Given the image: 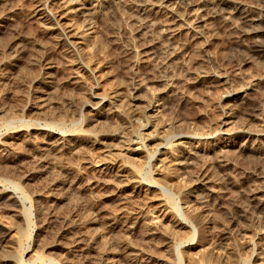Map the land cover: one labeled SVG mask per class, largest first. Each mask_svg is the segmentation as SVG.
<instances>
[{
  "label": "rangeland",
  "instance_id": "1",
  "mask_svg": "<svg viewBox=\"0 0 264 264\" xmlns=\"http://www.w3.org/2000/svg\"><path fill=\"white\" fill-rule=\"evenodd\" d=\"M89 1L88 14L78 18L74 13L63 14L62 8L59 9L61 0H0V134H4L0 135V142L4 143L3 146L0 143V188L11 190L21 202L16 199L17 204L11 205L12 202L0 200L3 231L2 235L0 233V254H7L1 264H100L101 258L90 263L88 259H93L95 253L101 254L100 249L109 247L112 252L106 259H115L116 264L126 261L147 264L144 258L151 251L152 255L161 257L158 261L161 264H264V218H261L260 209L253 207L256 202L251 198V191L257 186L264 190V135H260L264 131V59L262 62L260 58H251L241 67L236 62L237 41H249L244 35L249 26L242 23L237 14L226 13V19L205 16L208 19L201 26L204 37L195 39L191 30L182 29L177 39L183 49L172 57L167 68L158 69L152 59L154 55L150 53L152 50L141 45L159 38V29H154L152 35V27H141L140 24L145 18L164 17L163 12L152 7L148 13H143L139 9L143 0ZM173 1L178 4V0ZM209 1L214 6L218 2ZM231 2L232 5L241 3L255 14L264 12V0ZM40 3L45 7L41 5L42 10L35 12ZM195 20L194 15H186L180 23L186 27L195 24ZM70 28L78 33V38L67 37L64 29ZM75 40L79 43L73 42ZM203 44L204 48L201 47ZM158 46L156 44V48ZM156 48L153 50L159 49ZM49 61L55 68H47ZM203 70L214 75L203 76L200 73ZM135 85L138 89H134ZM241 85H249L246 90L248 101L258 105L254 116L244 112L246 105L240 100L228 102L224 97ZM45 100L50 102L45 104ZM150 102L158 109L146 108ZM39 103H42L41 107ZM228 109L234 113L225 124ZM46 116H52L55 122L45 121ZM146 120L149 125L144 127ZM33 122L45 128L44 132L55 131V137L62 136L67 144H75L72 151H67L69 154H60L62 160L59 155V160L58 156L56 158L65 161L63 163L71 161L82 181L92 176L93 170L87 161L99 157L118 158L117 153L129 157L124 158V163L130 167L126 173L129 178L139 180L135 183L141 188L125 190L123 193L127 192L130 198L124 205L127 216L139 217L134 229L136 233L133 231L124 236L123 231L115 230L110 244L99 238L100 229L95 225L89 234L90 238L97 239V244L91 241L84 245L82 255L70 251V245L64 242H71L74 234H55L60 223L51 222L46 213L49 192L42 187L45 183L37 177L34 162L35 157L41 155L38 146L43 132L32 130ZM99 126L113 133L102 140L108 144L93 142L100 133ZM239 128L252 132L251 137L244 140L237 134L229 137L222 134ZM126 137L135 139L134 146L140 150L134 154L123 151ZM82 140L83 144L77 145ZM240 145L247 146L242 150ZM203 177L210 179L209 189L196 184ZM97 192L86 197L87 200L100 198V191ZM77 197L75 195L72 203L68 201L57 210L58 214L73 213V199L85 203L83 199L86 198ZM112 198H102L99 207L103 206L109 212L117 211L119 206H114ZM202 199L208 203L201 204ZM219 203L227 204L233 215H237H234L237 217L235 223L227 222L216 210ZM14 209L17 213L13 216ZM95 211L90 207L84 213L93 216ZM39 214L47 215L44 219ZM14 218L18 220L16 223ZM19 221L21 224H17ZM65 252H68L67 257ZM69 252L74 255V260ZM61 253L66 259L62 260Z\"/></svg>",
  "mask_w": 264,
  "mask_h": 264
},
{
  "label": "bare ground",
  "instance_id": "2",
  "mask_svg": "<svg viewBox=\"0 0 264 264\" xmlns=\"http://www.w3.org/2000/svg\"><path fill=\"white\" fill-rule=\"evenodd\" d=\"M59 1V0H58ZM230 1L231 0H218V2L216 3V5L214 6L213 3L209 0H178V4H175L176 2L173 1V0H143V2L141 4H139V9L143 12V13H148L149 10H151V8L153 7L154 8H158V10H160V12L164 13V17L161 19V17L157 18V16L159 15H156V17H151V18H145L140 26H144V27H152L151 31H152V35H153V30L154 29H159V38H152L151 40L149 41H145L144 43H142V47L143 48H148L147 50H152L150 53H153L152 55H154L152 57V59L155 61V65L158 69H161V68H167L168 67V63L170 62V60L172 59V57L174 55H176L178 53V50H181V46L183 44H180L178 42V39L177 37L180 36L181 34V30L182 29H189L192 31L193 35L195 36V39H200L201 37H204V30L201 29L203 27H201L204 23H205V16H209V17H214V18H221V19H226L227 17L225 16L226 13L229 14V13H232V14H237L241 20L242 23L244 24H247L249 26V28L245 29L244 30V35H247L248 38H249V41L247 42H240V40L237 41V44H236V47H237V59H236V62H237V65L238 66H243L245 63H248L249 60L251 58H254V57H257V58H260L261 59H264V12L262 14H255L249 10H247L246 8L243 7V5L241 3H235L232 5V2L230 4ZM174 2V3H173ZM39 3V2H38ZM56 3V2H55ZM89 3L90 1L89 0H61V3H60V6H59V9L62 8V12L63 14L64 13H74L76 16H83V15H86L88 14L87 10L89 9ZM36 5V4H35ZM41 5H43V3L41 4H37L36 7H35V12H39L40 10H42L41 8ZM45 7V5H43ZM198 6V7H197ZM196 7V9H194ZM5 8V7H4ZM115 8V7H114ZM165 9L167 10L168 12H165L162 11V9ZM2 9V8H1ZM10 9V8H9ZM46 9V8H44ZM231 9V10H230ZM52 11V10H51ZM89 11V10H88ZM3 12V11H2ZM6 12V11H5ZM47 12V10L45 11ZM154 12V10H153ZM41 13V12H40ZM54 13V12H53ZM160 13V14H161ZM48 14V13H47ZM62 14V15H63ZM12 15V14H11ZM46 15V14H45ZM186 15H194L196 17V20H195V24H192V25H188L186 27H183V25L180 23V21L183 20V18L186 16ZM55 16V15H54ZM90 16V15H89ZM54 19V18H53ZM55 19H57L55 17ZM59 19V18H58ZM57 19V20H58ZM153 19L155 21H153ZM208 19V18H207ZM206 19V21H207ZM211 19V18H210ZM207 24V23H206ZM50 25V24H49ZM210 25V24H209ZM65 31H67V37H70V38H78V33H76L74 30H71L70 29H64ZM74 31V32H73ZM63 33V32H62ZM191 33V34H192ZM10 34V33H9ZM4 38V37H3ZM11 38V37H10ZM8 39V38H7ZM11 40V39H10ZM71 40V39H70ZM9 42V41H8ZM73 42H77L79 43L78 41H73ZM16 43V42H14ZM17 44V43H16ZM15 44V45H16ZM156 44H159V46L157 48H159L158 50H153V48L155 47L156 48ZM6 45V44H5ZM18 45V44H17ZM5 47V46H4ZM79 47V46H78ZM202 48L205 47V45L203 44L201 46ZM230 47V46H229ZM235 47V46H234ZM20 48V47H19ZM156 48V49H157ZM183 49V48H182ZM131 50V48H130ZM228 50V49H227ZM34 51V50H33ZM146 51V50H145ZM144 51V52H145ZM143 52V53H144ZM147 52V51H146ZM165 54L163 57H162V54ZM231 53V52H230ZM32 55V54H31ZM39 57V56H37ZM147 57V56H146ZM151 57V55H150ZM255 58V59H257ZM151 59V58H149ZM151 59V60H152ZM146 60V59H145ZM148 60V59H147ZM152 60V61H153ZM35 61V60H34ZM254 61V59H253ZM256 61V60H255ZM263 62V60H261ZM154 63V62H153ZM17 65V64H16ZM47 68L48 69H51V68H55V64L53 62H47ZM198 69V68H197ZM209 69V68H208ZM32 70V69H31ZM48 72V71H47ZM50 73V72H49ZM200 73L203 75V76H213L210 74V72H208V70H203V71H200ZM199 73V74H200ZM201 75V76H202ZM44 76V75H43ZM223 77V76H222ZM226 77V76H224ZM215 78V77H214ZM228 79V78H227ZM50 83V82H49ZM139 83V82H138ZM137 83V84H138ZM248 84V83H247ZM244 85V84H243ZM137 86V87H136ZM249 88V85L247 86H242L241 87H237L231 91H228L224 97L229 101L231 100H236L235 102H237V100H240V102H243L242 104H245V109H244V112L247 113L248 115L250 116H254L258 111L257 110V107L258 105L256 104V102L254 104H252L251 102L248 101V94L249 92L246 91L247 89ZM134 89H138V85H135ZM256 90V89H255ZM242 91L244 93H242ZM111 94V93H110ZM113 94V93H112ZM261 95V94H260ZM50 96V95H49ZM258 96V95H257ZM112 97V96H111ZM251 97V96H250ZM255 97V96H254ZM50 98V97H49ZM49 98H47L49 100ZM110 99V97H108ZM257 100V98H255ZM47 100V101H48ZM51 100V99H50ZM100 99L98 98V101ZM255 100V101H256ZM45 100V104L47 102ZM52 101V100H51ZM81 101V100H80ZM252 101V100H251ZM50 102V101H48ZM227 102V103H228ZM239 102V101H238ZM263 102V101H262ZM37 103V102H36ZM43 103V102H42ZM41 103V104H42ZM72 103V102H71ZM98 103V102H96ZM104 103V102H103ZM231 103V102H230ZM229 103V104H230ZM41 104L39 103L40 107H41ZM44 104V105H45ZM162 104V103H161ZM259 104V103H258ZM44 105H42L44 107ZM51 105V104H50ZM49 105V106H50ZM101 105V104H100ZM99 106V105H98ZM115 106V105H114ZM146 106V105H145ZM164 106V105H163ZM229 106V105H228ZM232 106V105H231ZM18 107V106H17ZM42 107V108H43ZM46 107V106H45ZM148 109L150 110H157L158 108H156V105L154 103H149L147 104V107ZM244 108V107H243ZM259 108H260V105H259ZM258 108V109H259ZM50 109V108H49ZM78 109V108H77ZM39 110V108L37 109ZM54 110V109H53ZM33 111V110H32ZM31 111V112H32ZM46 111V110H45ZM44 111V112H45ZM52 111V110H51ZM232 110L228 109L225 111V114H226V118H224V121L223 123H227L230 116L233 115ZM10 111H8L9 113ZM49 112V111H48ZM55 112V111H54ZM19 112H17L18 114ZM28 113V112H27ZM43 113V112H42ZM50 113V112H49ZM95 113V112H94ZM97 113V112H96ZM20 114V113H19ZM48 114V113H46ZM52 114V113H51ZM8 115V114H7ZM13 115V114H12ZM11 115V116H12ZM30 115V114H29ZM32 115V114H31ZM53 115V114H52ZM149 114H147L148 116ZM152 115V114H151ZM9 116H10V113H9ZM45 116V115H44ZM60 117V116H59ZM44 118V117H43ZM45 121L47 122H55V119L51 117H45L44 118ZM64 119V118H63ZM141 119V118H140ZM117 120V119H116ZM140 121V120H139ZM34 123V122H33ZM116 123V122H115ZM143 123V122H141ZM151 123V122H150ZM24 124V123H23ZM35 126H31V129L32 130H35V132L37 133V131H40V132H43L42 133V137L43 138H40V141L41 143L39 144L38 146V150L40 151V154L41 155H38V157L36 156L35 158V164H36V169H35V172L37 174V177H39L40 179H42V181L44 180V183L42 185V187L44 188L45 191H48V195H47V201H48V211L46 210V213L48 212V218H50V221L51 222H55V224L57 223H60V227H58L59 229L57 231H55L54 233L56 234L57 232V235H65V234H74V235H71L73 237H71V242L69 241H65V242H69V244L65 243V245H70V251H73V254L74 252H76L77 254H84L85 253V247L84 245H86L87 243H94V244H97L95 243L97 241V239H94V236H93V239L90 238V234L91 232L90 229H92L94 227L95 229V225L97 226L96 228H99L100 232V236L99 238L100 239H105L108 240L109 242L112 235L114 234L113 232L115 230H120V233L121 231H123L122 235H127L129 233H133L134 229H135V226L137 225V222L139 221V217L138 216H134V215H128L127 216V213L125 214V210H126V205H124L128 198H130V195L126 192L123 193L125 190L129 189V187H136L138 185H136L135 181L133 178H129L130 176H128L126 173V169H128V165L124 162H126V158L127 156L123 157L124 154L122 153H117L118 154V158H110V159H105L103 157H99L98 159H94V160H90V161H87V163L89 164L88 166L93 170L92 172L89 171L92 173H90V175H92L89 179L87 178V181H82L80 176L81 175H78L76 170H75V167L73 166V164L70 162H66V163H63L65 161H57V156L59 155L61 157V153L63 156H65V154H69L68 152L69 151H72V146L75 144H73V142H68L67 144V141L61 137H55V131H48V132H44L43 130H45V128L43 127H40L39 124H36L34 123ZM33 125V124H32ZM50 125V124H49ZM149 125V120H146V123H143V126L144 127H147ZM121 126V125H120ZM107 127V126H106ZM103 128H104V125H103ZM102 128V126L100 127L99 126V129L98 132L100 133H97L98 137H93V138H96L93 140V142H100V144L102 143V140L104 141L105 138L107 136H111L113 133L112 132H106L104 129ZM246 128V127H245ZM130 129V128H129ZM25 130V129H24ZM29 130V129H28ZM27 130V131H28ZM92 130V128H91ZM96 130V128L94 129ZM128 130V129H127ZM31 131V130H30ZM152 132V131H151ZM165 132V131H164ZM167 132V131H166ZM223 132V131H222ZM126 133V132H124ZM170 133V132H169ZM251 133L249 130L247 129H244V128H239V129H233L232 131H227V132H224L222 134H227L226 137H229L230 135H233V134H237L243 138H245L244 140L246 139H249L251 137ZM2 134V133H1ZM0 134V135H1ZM60 134V133H59ZM80 134V133H79ZM153 134V132H152ZM4 136V134H2ZM10 135V134H9ZM34 135V134H33ZM32 135V136H33ZM36 135V134H35ZM34 135V136H35ZM65 135V134H63ZM70 135V134H69ZM78 135V134H77ZM83 135V134H81ZM86 135V134H85ZM88 135V134H87ZM90 135V134H89ZM148 134H146L147 136ZM260 135H264V131L262 132V134ZM67 136V135H66ZM130 136V135H129ZM157 136V135H156ZM91 137V136H90ZM89 137V138H90ZM152 137V135H151ZM150 135H149V138H151ZM27 138V137H25ZM39 138V137H38ZM81 138V137H80ZM88 139V137H86ZM127 138V137H126ZM146 138V137H144ZM181 138V137H180ZM231 138V137H230ZM37 139V138H36ZM67 139V137H66ZM71 139V138H70ZM77 139V138H76ZM81 139H85V137H82ZM229 140V138H227ZM35 140V139H34ZM75 140V139H74ZM83 140L82 142H79L77 143V145H80V144H83ZM243 140V139H242ZM2 141V139H1ZM14 141V140H13ZM12 141V142H13ZM30 141V140H29ZM91 141V140H90ZM107 141V140H106ZM159 141V140H158ZM157 141V142H158ZM8 142V141H7ZM37 142V141H36ZM126 145L125 147L123 148V151H126L128 153H136L139 149V147H135L134 143H136L137 141L131 137H128L126 141ZM1 143V142H0ZM9 143V142H8ZM163 143V142H162ZM185 143V142H184ZM246 143V142H245ZM2 144V143H1ZM4 144V143H3ZM2 144V146H3ZM102 144H108V143H102ZM264 144V143H263ZM7 145V144H6ZM35 145V144H34ZM239 145V144H238ZM10 146V145H9ZM27 146V145H26ZM163 147V145H160ZM242 146V150L245 149V147L247 146H243V145H240ZM7 147V146H6ZM11 147V146H10ZM23 147V146H22ZM35 147V146H34ZM107 147V145H106ZM161 147V148H162ZM19 148V146H18ZM33 148V147H32ZM235 148V147H234ZM37 149V148H36ZM236 149V148H235ZM32 151V150H31ZM68 151V152H67ZM74 151V150H73ZM108 151V149H107ZM30 152V151H29ZM28 152V153H29ZM241 152V151H240ZM125 153V152H124ZM234 153V152H233ZM245 154V153H244ZM32 155V154H31ZM237 155V154H236ZM253 155V154H251ZM255 155V153H254ZM58 156V160H59V157ZM71 156V155H70ZM104 156V155H103ZM106 156V155H105ZM117 156V155H116ZM132 156V155H130ZM224 156V155H223ZM239 156V155H238ZM5 157V156H4ZM69 157V156H68ZM108 157V156H107ZM56 158V159H55ZM72 158V157H71ZM125 158V159H124ZM217 158V156H216ZM219 158V157H218ZM62 160V157L60 158ZM68 159V158H66ZM127 159H129V157H127ZM25 160V159H24ZM69 161V159H68ZM23 162V161H21ZM29 162V161H28ZM33 162V164H34ZM258 162V161H257ZM20 163V162H19ZM261 163V162H260ZM264 163V162H263ZM34 164V165H35ZM256 164V163H255ZM26 165V164H25ZM29 165V164H28ZM258 165V163H257ZM264 165V164H262ZM33 167V165H32ZM35 167V166H34ZM255 167V166H254ZM19 168V167H18ZM130 168V167H129ZM264 168V167H263ZM20 169V168H19ZM31 169V168H30ZM33 169V168H32ZM77 169V168H76ZM27 170V169H26ZM34 170V169H33ZM32 170V171H33ZM264 170V169H263ZM17 171V170H16ZM130 171V170H129ZM128 171V172H129ZM260 171V170H259ZM8 172V171H7ZM22 172V171H21ZM29 173V172H28ZM26 172V174H28ZM4 173H2L3 175ZM25 174V173H24ZM30 174V173H29ZM28 174V175H29ZM33 174H35L33 172ZM8 175V174H6ZM28 177V176H27ZM133 177V176H131ZM29 178V177H28ZM34 178V177H33ZM210 179H208L207 177H203L199 180V182H197L196 184H202L203 186H208L210 188ZM33 181V180H32ZM40 181V180H39ZM38 181V182H39ZM139 181V180H137ZM136 181V182H137ZM139 183V182H138ZM143 183V182H142ZM33 184V183H32ZM40 184V182H39ZM195 184V185H196ZM249 184V183H248ZM150 185V184H148ZM38 186V185H37ZM39 187V186H38ZM139 187V186H138ZM207 187V188H208ZM249 187V186H248ZM259 187V186H257ZM257 187H256V190H257ZM262 187V186H261ZM141 188V187H139ZM138 188V189H139ZM208 188V189H209ZM11 189V188H9ZM39 189V188H38ZM251 189V188H250ZM254 189V188H253ZM252 189V190H253ZM37 190V189H36ZM42 190V188H41ZM212 190V192H216V190L214 189H210ZM255 190V189H254ZM251 191V198L256 202V205L254 206L253 205V202H252V205L253 207H256V208H259L262 215H261V218H264V190L262 188H258L257 191ZM33 191V190H32ZM99 194H98V192ZM39 192V191H38ZM41 192V191H40ZM44 192V191H43ZM94 192H97V194L100 196V198H98L97 200H87L86 197L88 196H91L92 193ZM104 192V193H102ZM259 192H261L262 196L259 194ZM37 194V192H36ZM45 194V193H44ZM259 194V195H258ZM76 195L78 196H81L83 198H86V199H83L86 200L85 203H80L81 201H75V199H73V213H66L65 214L60 213L61 214H58V211L57 210H60L61 207H63V205H66V203L68 201H71V199ZM105 195V196H103ZM46 197V196H45ZM80 197V198H81ZM96 197V196H95ZM94 197V198H95ZM104 197H109V198H112L113 202H114V206H119V209H117V211L115 209V211L112 212H109L110 210H107V208H103L102 207H99L100 204L103 202V199ZM4 199L8 202H12L11 205L15 204L17 202V198L15 196V194L11 191V190H4L2 187L0 188V200ZM79 197H77L78 199ZM89 198V197H88ZM17 199V200H16ZM34 199V198H33ZM108 199V198H107ZM251 199V201H252ZM2 200V201H4ZM206 200V199H205ZM205 200H201L200 203L203 204V203H208L206 202ZM234 201V200H233ZM231 201V202H233ZM19 202V200H18ZM45 202V201H44ZM111 202V201H110ZM230 202V201H229ZM230 202V203H231ZM21 203V202H19ZM108 203V202H107ZM10 204V203H9ZM17 204V203H16ZM8 205V204H7ZM6 205V207H7ZM20 205V204H18ZM17 205V206H18ZM22 205V204H21ZM20 205V206H21ZM25 205V204H23ZM159 205V204H158ZM205 205V204H204ZM203 205V206H204ZM229 205V204H228ZM2 206V205H1ZM9 206V205H8ZM16 206V205H15ZM39 206V205H38ZM47 206V205H46ZM107 206V205H106ZM110 206V205H109ZM113 206V205H112ZM188 206V205H187ZM210 206V205H209ZM208 206V207H209ZM230 206V205H229ZM19 207V206H18ZM44 207V206H43ZM72 207V206H71ZM95 208V213H93L94 215L93 216H87L85 215V211L86 209L88 210L89 208ZM201 207V206H200ZM206 207V205H205ZM203 207V208H205ZM10 208V207H9ZM15 208V207H14ZM20 208V207H19ZM188 208V207H187ZM193 208V207H192ZM210 208V207H209ZM231 208V207H230ZM234 208V207H233ZM3 209V208H2ZM15 209L18 210V208L16 207ZM14 209V212L12 211V213L10 212V214H12L14 216V213H17ZM69 209V208H68ZM190 209V208H189ZM207 209V208H206ZM6 210V209H4ZM45 210V209H44ZM194 210V209H192ZM204 210V209H203ZM216 210L220 211V213L224 216L225 220L229 223L231 222H234L237 221V215L234 216L233 213L227 208V204H224V203H219L216 205ZM10 211V210H9ZM43 211V210H42ZM41 211V212H42ZM66 211V210H65ZM108 211V212H107ZM188 211V210H187ZM260 211L258 212V214L260 213ZM20 212V210L18 211ZM44 212V211H43ZM108 213H111V215H107L106 214ZM244 212V211H243ZM40 213V212H39ZM92 213V212H91ZM136 213V212H135ZM200 213V212H199ZM10 214H9V217H10ZM42 214V213H41ZM39 214V215H41ZM45 214V213H44ZM138 214V213H137ZM219 214V213H218ZM7 215V214H6ZM25 215V214H24ZM38 215V214H37ZM47 215V214H46ZM46 215H41V218H46L45 216ZM211 215V214H210ZM220 215V214H219ZM221 215V217H222ZM13 216H11L13 218ZM19 216V214H18ZM208 217V216H207ZM258 217H260V214L258 215ZM19 218V217H18ZM17 218V219H18ZM39 219V220H42V219ZM222 218V219H224ZM252 218V217H251ZM43 219V220H44ZM259 219V218H258ZM13 221H15L16 219H12ZM22 220V218L20 219ZM2 221V220H1ZM18 220H16L14 223H16ZM152 221V220H151ZM222 221V220H221ZM264 221V220H263ZM24 222V220H23ZM22 222V223H23ZM40 222H44V221H40ZM49 222V221H48ZM240 222V221H239ZM242 222V221H241ZM156 223V221H155ZM237 223V222H236ZM17 224H21L20 221L19 223ZM39 224V223H38ZM42 223H40L41 225ZM49 224V223H47ZM145 224V223H144ZM238 224V223H237ZM51 225V224H50ZM53 225V224H52ZM4 225H2L3 227ZM42 226H44V224H42ZM56 226V225H55ZM99 226V227H98ZM234 226V225H233ZM5 227V226H4ZM20 227V226H19ZM45 227V226H44ZM43 228V227H42ZM48 228V227H47ZM3 229V228H2ZM6 229V227L4 228ZM3 229V230H4ZM8 229V228H7ZM6 229V230H7ZM93 229V230H94ZM4 230V232L6 231ZM45 230L47 231V229L45 228ZM51 230V229H50ZM48 230V231H50ZM152 230V229H151ZM1 223H0V233H1ZM10 231V230H9ZM46 231L44 233H46ZM98 231V230H97ZM137 231V230H136ZM3 232V231H2ZM8 232V231H6ZM5 232V233H6ZM41 232V231H40ZM119 232V231H118ZM135 232V231H134ZM138 232V231H137ZM38 233V232H37ZM36 233V234H37ZM43 233V234H44ZM90 233V234H89ZM97 233V232H96ZM116 233V232H115ZM127 233V234H126ZM136 233V232H135ZM146 233V232H145ZM3 233H1L2 235ZM42 234V235H43ZM98 234V233H97ZM98 234V235H99ZM118 234V233H117ZM130 234V235H131ZM139 234V233H138ZM38 235V234H37ZM42 235L40 234V238L42 237ZM94 235V234H93ZM121 235V236H122ZM124 235V236H125ZM142 235V234H141ZM10 236V235H9ZM44 236V235H43ZM46 236V234H45ZM66 236V235H65ZM64 236V237H65ZM70 236V234L68 235ZM92 236V235H91ZM115 236V235H114ZM118 236V235H117ZM120 236V235H119ZM128 236V235H127ZM63 237V236H62ZM131 237V236H130ZM139 237V236H137ZM43 238V237H42ZM59 238V237H58ZM127 238V237H126ZM125 238V239H126ZM39 239V238H38ZM61 239V237L59 238V240ZM67 239V238H66ZM120 239V238H119ZM122 239V238H121ZM142 239V237H141ZM149 239V238H148ZM148 239H145V240H148ZM151 239V238H150ZM42 240V239H41ZM58 240V239H57ZM137 242H138V239H136ZM92 241V242H91ZM100 241V240H99ZM113 241V240H112ZM123 241V240H122ZM131 241V240H130ZM41 242V241H40ZM51 242V241H50ZM56 242V241H55ZM98 242V241H97ZM124 242V241H123ZM136 242V241H135ZM143 242V241H142ZM46 243V242H45ZM61 243V241H60ZM108 243V242H106ZM200 243V242H199ZM6 244V243H5ZM42 244V243H41ZM44 244V242H43ZM42 244V245H43ZM59 244V242H58ZM112 244V242L110 243ZM121 244V243H120ZM128 246H129V243H127ZM133 244V243H132ZM136 244V243H135ZM138 244V243H137ZM142 244V243H141ZM148 244V243H147ZM4 245V244H3ZM89 245V244H87ZM108 245V244H106ZM114 245V244H113ZM140 245V244H138ZM152 245V244H151ZM190 245V244H189ZM101 246V245H100ZM142 246V245H140ZM48 247V246H47ZM52 247V246H50ZM62 247V245L60 246V248ZM88 247V246H87ZM91 246H89L90 248ZM94 247V246H93ZM92 247V248H93ZM96 247V245H95ZM99 247V246H98ZM97 247V248H98ZM125 247V246H124ZM123 247V248H124ZM134 247V246H133ZM138 247V246H136ZM151 247V246H150ZM1 248V247H0ZM8 248V247H6ZM91 248V249H92ZM96 248V249H97ZM100 248V247H99ZM126 248V247H125ZM131 248V247H130ZM143 248V247H142ZM141 248V249H142ZM149 248V247H148ZM2 249V248H1ZM45 249V248H44ZM69 249V248H68ZM114 249V248H113ZM129 249V247H128ZM133 249V248H132ZM136 249V248H135ZM140 249V251H141ZM50 250V249H49ZM99 250V249H98ZM144 250V249H143ZM153 250V249H152ZM1 251V250H0ZM3 251H6V249L4 250L3 248ZM10 251V249H9ZM51 251V250H50ZM56 251V250H55ZM60 251V250H59ZM90 251V250H88ZM115 251V250H114ZM132 251V250H131ZM146 251V250H145ZM11 252V251H10ZM62 252V251H61ZM96 252V251H95ZM94 252V253H95ZM98 252V251H97ZM112 250L111 248H106L105 250L101 251L100 249V253L99 255H94L93 259L92 258H89L88 259V262L90 263V261H94L96 260L97 258H101V260L99 261H102V263L100 264H116V262H113L112 260H108L106 259V255L111 253ZM130 252V251H128ZM134 252V251H133ZM136 253H138L139 251H136ZM143 252V251H141ZM148 252V251H146ZM152 252V251H151ZM150 252V253H151ZM5 253V252H4ZM64 253V251H63ZM68 253V252H67ZM65 252V256L67 254ZM71 255L72 252H69ZM90 253V252H89ZM147 253L148 255L146 256L145 261L147 260V262L149 264H157L159 263L158 261H160L161 257L159 255H152L153 253ZM72 254V255H73ZM87 254V253H86ZM85 254V255H86ZM91 254V253H90ZM89 254V256H90ZM98 254V253H97ZM143 254V253H142ZM157 254V252H156ZM160 254V253H159ZM162 254V253H161ZM5 255V254H4ZM7 255V254H6ZM5 255V256H6ZM31 255V254H30ZM68 255V254H67ZM71 255V257H72ZM93 255V254H92ZM123 255V254H122ZM131 255V254H130ZM134 255V253H133ZM5 256H2L0 254V264L5 260ZM74 256V255H73ZM79 256V255H78ZM128 256V255H127ZM145 256V255H144ZM230 256V255H229ZM61 257H62V253H61ZM67 257V256H66ZM133 257V256H132ZM160 257V258H158ZM209 258V256H207ZM63 258V257H62ZM65 258V257H64ZM64 258L62 260H64ZM70 258V257H69ZM131 258V257H130ZM211 258H212V255H211ZM66 259V258H65ZM72 259L74 260V258L72 257ZM77 259V258H76ZM213 259V258H212ZM61 260V261H62ZM71 260V259H70ZM104 260V261H103ZM130 260V259H129ZM218 260V259H217ZM228 260V259H227ZM226 260V261H227ZM7 261V260H6ZM9 261V260H8ZM131 261V260H130ZM140 261V260H139ZM162 261V260H161ZM166 261V260H165ZM164 261V262H165ZM208 261V260H207ZM225 261V260H224ZM69 262V261H67ZM66 262V263H67ZM72 262V260H71ZM69 262V263H71ZM122 262V261H121ZM231 262V261H230ZM6 263V262H5ZM74 263V262H73ZM98 263V262H97ZM140 262H137V261H131V263L129 261H126L125 264H139ZM144 263V262H143ZM141 263V264H143ZM147 263V264H148ZM167 263V261H166ZM209 263V262H208ZM218 263V261H217ZM9 264V263H7ZM13 264V263H11ZM63 264V263H62ZM81 264V263H80ZM86 264V262H85ZM119 264V263H118ZM161 264V262L159 263ZM165 264V263H163ZM226 264V263H225ZM232 264V263H231ZM236 264V263H235Z\"/></svg>",
  "mask_w": 264,
  "mask_h": 264
}]
</instances>
